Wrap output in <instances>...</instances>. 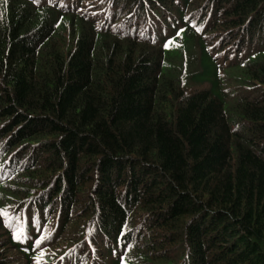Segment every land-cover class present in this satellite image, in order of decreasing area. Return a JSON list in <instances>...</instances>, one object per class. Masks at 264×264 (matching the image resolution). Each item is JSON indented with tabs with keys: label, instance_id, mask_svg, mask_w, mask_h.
<instances>
[{
	"label": "trees",
	"instance_id": "obj_1",
	"mask_svg": "<svg viewBox=\"0 0 264 264\" xmlns=\"http://www.w3.org/2000/svg\"><path fill=\"white\" fill-rule=\"evenodd\" d=\"M86 238L116 245L96 264H264V0H0V264Z\"/></svg>",
	"mask_w": 264,
	"mask_h": 264
},
{
	"label": "rangeland",
	"instance_id": "obj_2",
	"mask_svg": "<svg viewBox=\"0 0 264 264\" xmlns=\"http://www.w3.org/2000/svg\"><path fill=\"white\" fill-rule=\"evenodd\" d=\"M85 6V5H84ZM87 7H88V5H86V8H85V11H84V13H86L87 12ZM19 259L16 261V262H14V263H12V264H19V263H21L23 260H22V258L20 257V256H17ZM13 260V259H12ZM11 260V261H12Z\"/></svg>",
	"mask_w": 264,
	"mask_h": 264
},
{
	"label": "snow or ice",
	"instance_id": "obj_3",
	"mask_svg": "<svg viewBox=\"0 0 264 264\" xmlns=\"http://www.w3.org/2000/svg\"><path fill=\"white\" fill-rule=\"evenodd\" d=\"M166 46H167V45H166ZM13 235H14V239H15V238H17L15 233H14ZM36 243H37V244H40V243H41V241H40V240H37V242H36ZM38 264H39V262H38Z\"/></svg>",
	"mask_w": 264,
	"mask_h": 264
}]
</instances>
